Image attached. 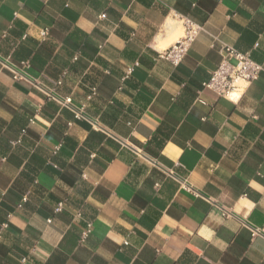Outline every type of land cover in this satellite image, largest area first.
Listing matches in <instances>:
<instances>
[{
  "label": "crops",
  "instance_id": "crops-1",
  "mask_svg": "<svg viewBox=\"0 0 264 264\" xmlns=\"http://www.w3.org/2000/svg\"><path fill=\"white\" fill-rule=\"evenodd\" d=\"M223 44L263 67L235 101ZM0 231V264H264V0H0Z\"/></svg>",
  "mask_w": 264,
  "mask_h": 264
},
{
  "label": "built area",
  "instance_id": "built-area-1",
  "mask_svg": "<svg viewBox=\"0 0 264 264\" xmlns=\"http://www.w3.org/2000/svg\"><path fill=\"white\" fill-rule=\"evenodd\" d=\"M176 19L181 27V34L167 48L162 49L158 53L160 57L166 58L174 66L181 62L197 35L203 30L202 25L196 23L188 16L176 14ZM47 33V28H43L40 30L39 35L41 38H45ZM135 64L127 68L126 74L132 71ZM26 65V62H22V66ZM5 66L11 70L14 79L24 77L20 67H13L7 63H5ZM262 70V65L254 61L249 52H241L230 45L223 44L220 47V61L210 73L209 79L203 82V88L211 90L221 97L228 98L230 93L237 91L242 85L244 86L243 89H245L250 83L258 79ZM54 83L59 84L60 80H56ZM198 100L204 102L200 98ZM66 102H69L68 98ZM76 116L79 117L80 113L76 112ZM25 199L23 198V200ZM60 208L61 204L58 205L56 211L60 210ZM223 214L227 215L228 213L224 211ZM3 226H6V224H3ZM249 230L252 236L262 234L259 228L249 227ZM90 232L91 223L88 222L81 231L80 243L85 241Z\"/></svg>",
  "mask_w": 264,
  "mask_h": 264
},
{
  "label": "clouds",
  "instance_id": "clouds-1",
  "mask_svg": "<svg viewBox=\"0 0 264 264\" xmlns=\"http://www.w3.org/2000/svg\"><path fill=\"white\" fill-rule=\"evenodd\" d=\"M174 38H175V36L172 37V39H174ZM162 46L163 45H161V47ZM243 87L244 86L242 85L236 92L230 93L228 98L235 101L238 98L239 93L243 91ZM253 186L255 187L256 185L254 184ZM206 233H207V230H202V232H201L202 235H205ZM207 235L210 236L211 233H207Z\"/></svg>",
  "mask_w": 264,
  "mask_h": 264
},
{
  "label": "rangeland",
  "instance_id": "rangeland-1",
  "mask_svg": "<svg viewBox=\"0 0 264 264\" xmlns=\"http://www.w3.org/2000/svg\"><path fill=\"white\" fill-rule=\"evenodd\" d=\"M178 29H179V30H178L176 33L172 34V36H171V40H173V39H172L173 36H175L174 39H176V38L181 34V27L179 26V24H178Z\"/></svg>",
  "mask_w": 264,
  "mask_h": 264
},
{
  "label": "bare ground",
  "instance_id": "bare-ground-1",
  "mask_svg": "<svg viewBox=\"0 0 264 264\" xmlns=\"http://www.w3.org/2000/svg\"><path fill=\"white\" fill-rule=\"evenodd\" d=\"M172 29H173V28H172V26H171V27H167L165 30H166V31H171ZM233 92H236V91H233ZM233 92H232V93H233Z\"/></svg>",
  "mask_w": 264,
  "mask_h": 264
}]
</instances>
